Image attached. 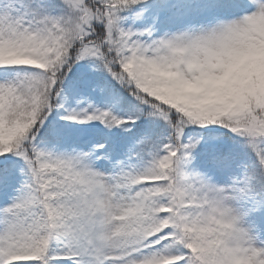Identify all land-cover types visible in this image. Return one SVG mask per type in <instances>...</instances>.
<instances>
[{
    "label": "snow or ice",
    "instance_id": "6c2138e0",
    "mask_svg": "<svg viewBox=\"0 0 264 264\" xmlns=\"http://www.w3.org/2000/svg\"><path fill=\"white\" fill-rule=\"evenodd\" d=\"M0 264H264V0H0Z\"/></svg>",
    "mask_w": 264,
    "mask_h": 264
}]
</instances>
